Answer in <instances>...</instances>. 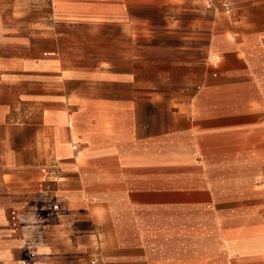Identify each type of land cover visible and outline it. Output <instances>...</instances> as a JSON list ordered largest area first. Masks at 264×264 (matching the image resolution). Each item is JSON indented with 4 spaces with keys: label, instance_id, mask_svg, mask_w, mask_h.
<instances>
[{
    "label": "crops",
    "instance_id": "crops-1",
    "mask_svg": "<svg viewBox=\"0 0 264 264\" xmlns=\"http://www.w3.org/2000/svg\"><path fill=\"white\" fill-rule=\"evenodd\" d=\"M254 6L219 69L252 95L236 111L203 93L200 110L146 112L129 74L61 71L57 59L25 69L36 78L20 101L38 116L0 127V264H264V174L207 148L210 135L264 123V0ZM113 87L131 95L102 94ZM9 114L0 106V124Z\"/></svg>",
    "mask_w": 264,
    "mask_h": 264
},
{
    "label": "rangeland",
    "instance_id": "rangeland-1",
    "mask_svg": "<svg viewBox=\"0 0 264 264\" xmlns=\"http://www.w3.org/2000/svg\"><path fill=\"white\" fill-rule=\"evenodd\" d=\"M93 1L104 8L65 0H0V106L10 111L0 127L37 122L38 110L20 98L35 84L31 79L36 74L25 69L35 68L39 60L57 59L61 71L101 68L129 74L145 85L146 112L200 110L203 93L210 107L222 110L236 111L249 101V90L219 77V69L223 55L243 43L257 0ZM121 9L119 21L70 14L103 10L116 20ZM75 85L68 80L65 87ZM102 94L131 95L121 87ZM30 112L34 120L25 117ZM259 124L256 132L234 129L210 135L207 148L247 163L241 172L264 174V123ZM21 138L12 135L15 144ZM254 161L261 166L252 167Z\"/></svg>",
    "mask_w": 264,
    "mask_h": 264
}]
</instances>
